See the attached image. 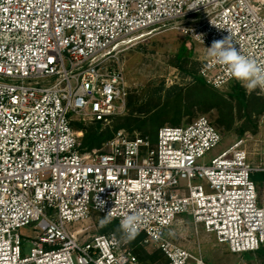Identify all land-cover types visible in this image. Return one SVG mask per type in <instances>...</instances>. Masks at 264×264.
I'll list each match as a JSON object with an SVG mask.
<instances>
[{
	"label": "built area",
	"instance_id": "1",
	"mask_svg": "<svg viewBox=\"0 0 264 264\" xmlns=\"http://www.w3.org/2000/svg\"><path fill=\"white\" fill-rule=\"evenodd\" d=\"M156 28L206 51L230 35L264 66V0H0V264H141L129 248L139 237L166 264H203L169 237L182 216L233 254L264 247V200L252 179L264 173V144L260 168L245 140L202 162L223 136L199 117L160 128L154 143L120 130L83 149L75 123L107 126L126 113L130 87L116 51ZM199 77L215 89L237 81L208 55ZM94 213L119 226L135 213L138 234L82 241L73 228ZM30 226L37 237L26 254L21 230Z\"/></svg>",
	"mask_w": 264,
	"mask_h": 264
},
{
	"label": "rangeland",
	"instance_id": "2",
	"mask_svg": "<svg viewBox=\"0 0 264 264\" xmlns=\"http://www.w3.org/2000/svg\"><path fill=\"white\" fill-rule=\"evenodd\" d=\"M115 55L113 65L124 70L130 95L126 113L115 118L109 125L101 126L99 135L102 138L124 130L130 138L146 136L154 143L157 127L159 131L164 126H173L171 118L180 109L182 118L179 126L189 125L199 117H207L223 136L222 142L202 162L209 163L237 140H245L252 166H262L264 96L259 88L246 89L239 81L221 89L207 84L200 86L194 77L197 74L199 76V70L207 58L205 47L193 42L179 30L156 28L125 40ZM236 93L245 95V105L239 102ZM159 112H171V115L150 120L153 114ZM144 120L147 123L142 126ZM80 124L87 130L95 127L89 122ZM138 126H142L141 130ZM81 132L83 144L85 132ZM105 142L95 149H100ZM258 192L263 203L264 181L258 184ZM104 218L94 213L90 219L77 224L73 229L85 232L79 236L82 241L94 235L111 233L122 237L119 227L113 221L101 226L100 221ZM21 235L25 239L24 250L27 254L37 232L30 226L23 228ZM169 237L203 264H264V250L260 253L233 254L227 245L219 244L213 234L205 232L203 226L196 225L187 216L178 219ZM142 241L140 238L129 244L141 264L167 263L156 246ZM189 264L197 262L192 260Z\"/></svg>",
	"mask_w": 264,
	"mask_h": 264
},
{
	"label": "clouds",
	"instance_id": "3",
	"mask_svg": "<svg viewBox=\"0 0 264 264\" xmlns=\"http://www.w3.org/2000/svg\"><path fill=\"white\" fill-rule=\"evenodd\" d=\"M207 55L214 58L217 63L223 65L229 75L239 81L246 89H264V66L246 55L241 54L235 46L231 44V37L215 41L207 47ZM140 217L133 214H126L120 221L119 230L122 238L126 241L135 239L138 234ZM108 216L100 221L101 226L109 223Z\"/></svg>",
	"mask_w": 264,
	"mask_h": 264
},
{
	"label": "trees",
	"instance_id": "4",
	"mask_svg": "<svg viewBox=\"0 0 264 264\" xmlns=\"http://www.w3.org/2000/svg\"><path fill=\"white\" fill-rule=\"evenodd\" d=\"M183 55V54H182ZM182 58V56H181ZM194 75V74H193ZM197 81V83L200 85V86H205V82L198 76V74L194 77ZM236 96H237V99L239 100V102L242 104V105H245V102H246V98H245V95H243L242 93H236ZM181 100V99H180ZM179 100V101H180ZM168 114H162L161 112L157 113V114H153V116H151L150 120L152 119H161L162 116H165L167 115L168 117H170L171 115V112H167ZM181 118H182V111L179 109V111L175 112L174 115L172 116L171 118V121L170 123L174 126V127H177L180 125L181 123ZM133 122H137L136 120ZM144 124L142 126H145L147 121H143ZM94 128H91L89 130H87L85 128V126H83L82 124L80 123H75L74 124V127L77 131H84L85 132V135H84V143H83V149L84 151H91L93 149H95L97 146H100L103 141H108L110 140L113 136H109V137H106V138H102L100 135H99V130L101 128V125L99 123H94ZM141 126V127H142ZM141 127L138 126V128L141 130ZM158 128L159 126L157 127L156 129V137H157V133H158ZM122 129V128H120ZM142 137H146V136H142ZM252 179L255 181V183H257V185L261 182L264 181V173H255L253 174L252 176ZM115 225H117L118 227L119 224L117 222H114ZM142 237H139L137 239H140ZM143 239V238H142ZM136 240V239H135ZM264 250V247H262L259 251H257L256 253H260Z\"/></svg>",
	"mask_w": 264,
	"mask_h": 264
}]
</instances>
